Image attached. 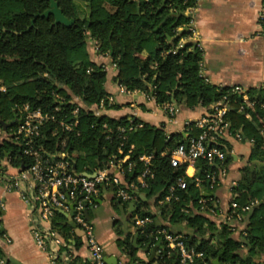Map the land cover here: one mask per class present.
Segmentation results:
<instances>
[{
  "label": "trees",
  "instance_id": "obj_1",
  "mask_svg": "<svg viewBox=\"0 0 264 264\" xmlns=\"http://www.w3.org/2000/svg\"><path fill=\"white\" fill-rule=\"evenodd\" d=\"M54 1L62 14L72 20L70 26L56 24L53 16H41L50 8L49 0H0V133L9 135L0 141V159L8 154L7 159L15 168L30 164L22 156L20 146L10 140L26 105L30 110L55 117V121L43 124L40 136L34 140L35 147L42 148L44 154H53L64 144V150L74 159L73 169L77 174L90 175L110 161L122 159L133 145L130 162H137L143 155L152 156L153 178L148 180L146 188L136 187L147 200L137 199L135 214L152 218L144 232L138 231L141 245L158 243L148 236L150 230L159 228L155 213L149 210V203L153 201L166 222L162 227L184 235L187 246L202 252L210 264L213 259H218L220 264H264V133L258 130L259 109L246 119L233 103L226 117L230 121L228 132L241 131L245 139L252 141L249 160L263 164L243 170L240 184L235 187V202L239 206L257 202L249 212L237 210L240 216L247 217L246 230L240 239L231 236L226 224L217 227L204 215L195 213L207 209L197 205L198 189L187 176L186 188L175 192L176 199L158 205L168 187L184 175L185 164L176 168L169 165V154L186 141L184 135L167 137L161 128L146 123L120 133V128L137 121L97 116L89 109L108 97L104 86L106 71L102 65L91 61L89 41L96 47V54L108 57L115 65V80L127 91L153 89L157 104L174 101L187 108L207 107L220 99L224 90L218 91L206 84L200 72L202 55L194 44L185 45L184 52L171 53L180 39L191 35L188 27L191 18L186 12L195 8L198 0ZM108 6L114 10L109 11ZM189 47L192 50L188 51ZM74 97L79 103L73 101ZM75 108L78 111L73 116ZM61 120L65 124L74 121L78 124L65 130L59 123ZM10 123L13 124L7 125ZM197 132L192 129L190 134ZM218 146L225 153L229 150L222 139ZM230 160L227 156L224 164ZM195 168L199 178L218 170L215 164L204 160H197ZM141 169L137 162L124 173L126 180L135 182ZM183 223L189 225L190 230L176 231ZM51 227L65 243L60 252L78 247L80 239L65 224L60 211L55 212ZM123 241L118 239L117 245L121 246ZM158 250L154 261L144 263L136 257L135 247L130 242H125L124 246L130 259L128 264H173L174 256L167 258L162 247ZM2 258L0 250V260ZM64 263L91 264L72 254Z\"/></svg>",
  "mask_w": 264,
  "mask_h": 264
},
{
  "label": "crops",
  "instance_id": "obj_2",
  "mask_svg": "<svg viewBox=\"0 0 264 264\" xmlns=\"http://www.w3.org/2000/svg\"><path fill=\"white\" fill-rule=\"evenodd\" d=\"M261 4L262 0H198L196 7L186 12V15L191 18L188 25L190 24L194 32L193 40L192 38L183 39L184 46L192 43L201 52L200 72L206 84L215 87L218 91L232 87L243 88L249 100L256 103L264 102V29L258 22ZM82 8L85 9L84 6ZM107 9L111 12L114 10L110 6ZM88 50L92 62L106 67L104 86L108 94L107 98L113 100L112 104L97 110V116L134 119L140 127L146 123L161 128L169 137L173 134L184 135L188 125L197 122L208 113L210 105L187 108L172 101L177 106L178 112L170 117L156 102H146L138 93H120L119 85L115 80L117 69L112 66L110 59L96 54V47L90 41ZM190 50L192 47H189L188 51ZM140 57L143 58L144 54H140ZM73 101L78 103L75 97ZM107 106H116V108H107ZM258 109L260 113L257 114V122L260 127L259 119L264 116V110L258 105L248 106L249 116L244 115V118L250 119ZM92 110L95 108L93 107ZM225 120L229 128L230 121L226 118ZM240 132L227 131L222 138L223 143L229 146L226 157L230 156L231 160L222 165L225 170L223 176H220V170L216 171L218 173H216L215 183L209 181L196 183L194 179L197 177L196 168L190 166L187 168V177L193 179L199 192L200 198L197 205L205 206L207 209L206 211L201 209V212L196 210L195 213L204 215L217 227L226 224L227 230L231 231L234 239H240L247 226V217L240 215L234 217L230 214V205L237 197L235 187L240 184L243 170H252L254 166L262 164L249 160L252 142L245 139L244 134L241 135L244 139L238 140L236 135ZM132 150L133 145L124 156V162L130 160ZM122 168L123 171L119 175L123 182H128L124 174L127 169L124 165ZM7 172L9 175H14L15 169L9 167ZM134 193L137 199L147 200L146 195L137 189ZM137 201L124 206L125 202L117 200L113 187L108 186L102 188L101 193L94 198V206L88 209L87 215L94 225L95 236L104 249L107 264H128L130 259L124 251L125 242H130L135 247L136 257L144 263L154 261L159 254L158 248L162 247L159 242L160 245L149 243L146 246L138 242L140 229L133 224ZM131 203L135 206V210L129 215L128 209ZM158 205L162 204L158 202ZM149 207V210L156 215L154 219L157 226L165 225L166 222L158 208L153 205V201H150ZM0 210L2 260L7 261L8 264H59L49 260L46 254L36 246L31 233L27 205L16 192L9 191L6 182L2 180L0 181ZM61 213L63 215L65 213V224L68 225L66 215L71 216V213ZM121 221L126 222L124 228L121 227ZM70 228L76 238L80 239V243L78 242V247H70L68 253L83 261L88 260V252L80 232L76 227ZM177 228L176 231L182 232L190 230L189 225L184 223ZM118 239L124 240L121 246L117 245ZM154 247L155 250H153Z\"/></svg>",
  "mask_w": 264,
  "mask_h": 264
},
{
  "label": "built area",
  "instance_id": "obj_3",
  "mask_svg": "<svg viewBox=\"0 0 264 264\" xmlns=\"http://www.w3.org/2000/svg\"><path fill=\"white\" fill-rule=\"evenodd\" d=\"M258 22L264 29V0H262L261 9L258 16ZM193 40L194 32L188 25ZM178 50L185 51L183 39H180L177 47L171 52L173 55ZM103 69L106 71L104 65ZM115 68V65L112 64ZM88 72V71H87ZM149 92L127 91L119 85V92L122 94L138 93L146 102H155L153 89ZM4 91V89H1ZM113 100L106 98L99 104L91 106L89 109L97 115V110L103 109L105 105L112 104ZM237 104L238 112L249 116L247 107L259 106L264 110V102L256 103L249 100L246 91L240 87H232L223 91L220 99L210 104L208 113L197 122L188 125L184 137L186 141L176 146L169 154V165L173 168L185 164L184 175L175 179V182L168 187L166 196L159 201L163 204L169 202L171 198L176 199L175 192L186 188L185 176L187 168L193 167L197 160H204L208 164H215L218 167L220 176L225 174L222 165L226 159V153L218 146L224 134L227 132L228 124L225 120L232 104ZM159 105V104H158ZM160 109L168 116L173 117L178 108L174 103H164L159 105ZM78 109L72 112L74 116ZM47 121H55L54 115L42 113L40 110H30L24 106L21 110L15 130L10 135V140L20 146L21 154L30 161L26 167L15 168L10 165L6 158L0 159V181L6 182L9 191L16 192L20 199L29 209V220L31 233L36 246L43 251L47 258L52 262L65 264L64 261L70 256L67 248L60 252V248L65 246L63 239L51 227L52 218L56 211L71 213V219L75 227L81 232L88 252V260L91 264H107L105 261L104 249L95 236V228L92 222L86 217L88 209L94 206V198L97 197L103 187L112 186L114 196L117 200L125 203L135 202L137 197L134 193L136 187L146 188L148 180L153 178L150 168L151 155L140 156L137 160L141 164V172L136 177L135 182H123L119 173L126 166L130 171L137 162H124V157L119 160L110 161L104 168L95 171L93 174H77L73 169L74 159L64 150L62 144L59 151L53 154H44L42 148L35 147L34 140L40 136V129ZM260 134L264 133V116L259 119ZM60 125L65 130H70L78 124L77 121L64 123L61 120ZM139 124L131 123L127 128H120V133L139 128ZM192 129L197 130L196 135H191ZM241 140L240 133L236 135ZM252 142V141H251ZM120 152V150H119ZM124 163V164H123ZM14 168L15 174L9 175L7 168ZM216 173H205L202 178L195 177V182L200 183L209 181L215 183ZM233 185H235L233 183ZM257 204L253 201L244 206H239L236 202L230 205L231 216H239L237 210L249 212ZM152 222L150 217L133 218V224L144 232L146 226ZM232 230V229H231ZM149 238L159 242L166 251L167 258L174 256V264H210L205 260L202 252L187 246L185 237L182 234L171 233L167 228L159 227L148 232ZM62 257V258H61ZM0 264H5L0 260ZM121 264V263H119Z\"/></svg>",
  "mask_w": 264,
  "mask_h": 264
},
{
  "label": "water",
  "instance_id": "obj_4",
  "mask_svg": "<svg viewBox=\"0 0 264 264\" xmlns=\"http://www.w3.org/2000/svg\"><path fill=\"white\" fill-rule=\"evenodd\" d=\"M50 1V8L45 11L41 16L42 17H48V16H53L54 21L56 24H63L65 26H70L72 24V20H68L61 12V10L58 8L57 4L55 3L54 0H49ZM13 123L7 124V125H12ZM6 125V126H7ZM6 126L4 127V129L6 128ZM104 190V189H103ZM135 210V206L131 203L129 205V209H128V213L129 215L132 214V212ZM65 215V213H64ZM89 219V216H86ZM67 224L72 227L75 228L74 223L72 222L71 216H67ZM81 234V232H80ZM157 245H160L159 243ZM153 250H155V247L153 248ZM152 255H154V252H152ZM211 264H219V260L215 259L211 261Z\"/></svg>",
  "mask_w": 264,
  "mask_h": 264
},
{
  "label": "rangeland",
  "instance_id": "obj_5",
  "mask_svg": "<svg viewBox=\"0 0 264 264\" xmlns=\"http://www.w3.org/2000/svg\"><path fill=\"white\" fill-rule=\"evenodd\" d=\"M78 103H79V101H78ZM9 137V135L8 136H6V134H3V133H0V141L2 140V139H4V138H8ZM126 226V222L125 221H121V227H125ZM96 229H97V227H96Z\"/></svg>",
  "mask_w": 264,
  "mask_h": 264
}]
</instances>
